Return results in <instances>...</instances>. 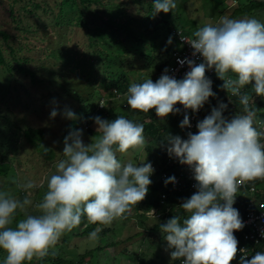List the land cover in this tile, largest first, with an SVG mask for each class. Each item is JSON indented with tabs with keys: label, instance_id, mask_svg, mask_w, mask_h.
Segmentation results:
<instances>
[{
	"label": "clouds",
	"instance_id": "clouds-1",
	"mask_svg": "<svg viewBox=\"0 0 264 264\" xmlns=\"http://www.w3.org/2000/svg\"><path fill=\"white\" fill-rule=\"evenodd\" d=\"M151 6L154 16L175 8L176 0H151ZM180 39L189 44L192 55L199 54L200 62L178 58L188 66L181 78L164 69L155 81L130 82L123 93L128 109L142 113L153 109L157 117H165L179 110L174 106L179 102L195 112L215 95L212 81L204 75L211 69L222 81L218 87L238 98L241 112L225 118L221 113L226 105L218 102L196 122L194 133H187L186 138L181 133L183 139L172 134L164 138L166 154L189 166L196 189L181 199L180 211L159 223L165 248L171 249V258H181L180 264H264V250L253 252L247 246L248 253L243 248L241 255L237 252L233 230L243 227V213H238L243 206H236L238 210L232 206L240 184L264 177V145L259 139L264 130L254 126L255 109L249 106L252 97L242 90L250 84L251 93L264 98V22L255 17L221 16ZM170 42L171 36L166 40ZM55 115L53 108L49 116ZM63 115L73 118L75 114L66 109ZM92 120L98 136L84 143L80 129L70 131L63 138L62 156L54 162V169L49 168L38 185L31 179L17 184L26 190L45 189L32 204L35 214L25 212L17 219V210L23 212L31 203V193L21 200L0 188V264L44 257L62 232L80 223L82 215L97 225L88 233V239L94 241L99 225L123 218L148 191L151 161L145 162V156L139 164L117 158V153L130 147L144 146L143 124L124 115L114 119L97 115ZM255 123L264 126V121ZM188 125L185 112L178 126ZM174 179L169 175L164 183ZM260 235L264 237V230ZM238 240L244 241L241 235Z\"/></svg>",
	"mask_w": 264,
	"mask_h": 264
},
{
	"label": "rangeland",
	"instance_id": "rangeland-1",
	"mask_svg": "<svg viewBox=\"0 0 264 264\" xmlns=\"http://www.w3.org/2000/svg\"><path fill=\"white\" fill-rule=\"evenodd\" d=\"M62 1H65V3L61 6L60 3ZM66 1L0 0V31L4 33V36L6 35V38H4L0 34V51L3 56V62L0 63V92L7 93L9 98L17 94L20 97L19 102L30 101L34 107L40 109L34 113H26V115L21 112L22 106L18 105L14 108L11 101L5 103L10 110L18 113L14 121H18L20 115H24L30 126L45 130L44 144L56 154L51 163L43 160L39 152L23 141L22 133L16 135L15 150H6L3 153V147L0 146V156L5 155L2 163L10 167L6 175L0 176V188L7 190L15 197L21 194L23 190V188L17 186L18 183L31 179L38 185L40 178L45 175L48 169H54V165L51 166V164L61 158L62 154L60 152L63 148V142L60 140L61 132L66 126L65 124L68 123L67 120L70 119L63 115L64 110L70 109L75 114L73 118L79 121L80 126L83 125V128L88 127V131L80 129L81 139L84 143H89L99 135V133L95 132L96 125L93 120L88 121L90 115H87L84 111L78 113V104L60 94L57 90L77 88L78 92L83 97H86V94L94 88L100 93V98L91 101V103L96 104V108L103 109L107 103L106 94L109 91L105 82H109L106 80H109L111 73L116 72L118 68L117 66L116 68L108 67V64L104 65V62L108 61V58L112 56L115 57L118 54L115 49H118L122 51L121 53L128 55V60L134 62L135 67L131 70H139L141 66V70H143L145 64L143 58L145 57L140 53L144 48L150 47L148 41H141L133 50L120 44L113 45V42L108 45L106 41L109 42L110 39L108 38L112 37L111 30L100 23L95 25L94 22L89 23L87 28L83 27L80 25L81 18L75 12V0ZM102 1L106 6L118 8L120 11L125 10L129 16H135L137 20L144 18L143 14L145 11L152 8L151 0H136L139 3H133L132 0ZM213 7L222 11V15L214 14L212 11ZM235 7V0H176L175 8L169 12H158L154 16L148 17L146 22L148 25H155L159 24L161 17H166L172 20L171 26L173 27L171 29L178 28V25H181V29L187 34L185 36H190L197 27L202 26L204 23H215L221 16L230 17ZM59 9H69V11L64 10L60 14H55ZM149 12L151 13L150 10ZM111 17L113 20L122 23H128L130 19L116 13ZM246 17H255L264 22V12L262 11ZM71 18H74V22L69 25L71 20H73ZM94 26L102 28L96 29L92 35L91 28ZM136 28L139 30L141 26L138 25ZM163 31L164 29L158 25L154 30L156 32L154 36H157L160 40L162 39L165 46L172 45L174 38L171 37V42L166 43L169 36ZM88 36H91V41ZM170 36H172L171 31ZM118 38L123 40L126 36L118 34ZM94 41V50L106 55L105 61L100 59V57L92 56L94 50L91 48V44ZM177 46L178 44H175V48ZM177 50H179V47ZM22 69L28 71L36 70L38 72H35L36 80L43 81L31 82L27 78H22L19 75ZM135 75L134 77L133 74L130 75L133 77L132 82L139 81ZM12 78H15L17 85L13 83ZM48 82H51L54 87L61 83L63 87L56 90L48 86L47 84H50ZM12 86H15V88L13 89ZM10 88L11 93L9 92ZM71 96L75 98L73 94ZM260 100L264 101V98ZM258 103L257 97L249 100V105H255V109L258 107ZM100 104H103V106ZM53 108L56 109V115L50 117L49 112ZM99 116L103 119H114L113 117L110 118L107 112ZM15 124V122L12 123L14 130H16ZM261 126L256 124L258 130H264L261 129ZM4 133H0V141L7 139V134L4 135ZM3 135L5 139L2 140ZM261 138L259 139L264 145V136ZM142 149L143 147L139 146L130 147L124 153H117V158L122 162L131 160L133 163L137 162L139 164L140 161L138 160L143 159ZM147 161L149 160L145 158V162ZM152 168L153 172L158 170L154 165H152ZM246 192L249 191L237 189L233 202L236 206L239 205V198ZM33 194L29 195L31 203L25 206L24 211L32 209V204L37 202H33L31 198ZM251 195L250 193L245 194L246 197ZM142 215L147 219L144 220ZM157 216L155 208L143 213V211L138 212L131 206L123 218H114L109 224L100 225L99 230L109 228V231L102 234L101 240L95 239L94 241L88 239V237L78 235L86 222V219H83L71 229L70 237L64 247L58 248L53 245L50 248L53 250L60 249L63 258L75 259L80 252L101 245L100 248L102 249L94 255L93 264H137L136 256L141 255V252L145 254L146 258L156 257L157 264H167L166 260L170 257L168 253L171 249L165 248L166 241H164L163 237L158 234L153 239H149L145 234L136 235L133 239L127 237L144 230L142 227L146 230V228L155 224L158 221ZM141 221L144 222V225L140 224ZM116 240L124 241V244L117 247L107 246V244L110 245ZM59 241L60 238L57 239L55 244H59Z\"/></svg>",
	"mask_w": 264,
	"mask_h": 264
},
{
	"label": "trees",
	"instance_id": "trees-1",
	"mask_svg": "<svg viewBox=\"0 0 264 264\" xmlns=\"http://www.w3.org/2000/svg\"><path fill=\"white\" fill-rule=\"evenodd\" d=\"M68 1L69 0H67L66 2ZM132 2L139 3L136 0H132ZM235 2H236V7L230 14L231 18L246 17L250 14H254L259 11L264 12V0L262 1L235 0ZM63 3H65V1H62L60 5L62 6ZM74 5L76 8L75 12L81 18L80 25L87 28V25L89 23L94 22L95 25H98V23H100L105 28H109L111 30L112 37L108 38L110 39L109 42L106 41L108 45H110L113 42V45L120 44L122 46L128 47L129 49L133 50L136 46H138L139 43H141V41H148V43L150 44V47L148 46L147 48H144L140 53L145 57L143 58L145 60L144 69H143L145 70V72L141 70L142 66L141 68H139V70L136 71L135 69L131 70L132 68L135 67L134 62H132V60H128V55L121 53L122 51L118 49H115L116 50L115 52L118 53L115 57L112 56L108 58V61H105L106 55H102L101 52L94 50L95 41L93 42V44H91V48L94 50V54L91 52L92 56H95L97 58L100 57V59H103L105 61L104 65L108 64V67L111 68H116V66L118 67L116 72L111 73V77L109 78V80H106L109 82H105L109 91L106 94L107 103L103 109H98L96 108V104L94 105L93 103H91V101L100 98L99 97L100 93L94 88L90 92H88L87 90L88 94H86V97H83L82 94L78 92L77 88H72V89L66 88L64 90H57L63 87L61 83H59L55 87L51 82H48L51 85L50 84L47 85L53 87V89H56L60 94H63L64 96L70 98L73 102L77 103L78 113L84 111L87 115H90L88 121H90L93 116H97V115L99 116L107 112L110 118L111 117L115 118L116 115H124L129 119H133L134 121L141 122L143 124V135L145 138V145L143 146L142 149L143 157L145 156V158L151 161V166L156 165L158 170L156 172L153 171L151 172L149 177L151 183L147 185L148 191L140 201H138L136 204L133 205V207L138 212L143 211V213L144 211L150 210L151 208H155L156 214L158 215L157 216L158 221L152 226L146 228V230L144 227H142L144 230L136 233L135 235L127 236V237L133 239L134 236L136 235L138 236L140 234H145L146 236H148L149 239H153L154 237L157 236V234L163 237V234L159 231L158 228L159 223L165 222L173 214L180 211L177 205L181 202L182 198H187L186 196L180 195L177 191H170L171 181L168 182L167 184H165L162 181L161 177L164 172L167 173L168 176L174 173L178 174L180 172H183L184 174L185 172V169L183 168L175 169L176 166L174 164H178L179 162L175 158L169 157L166 154L165 147L167 141L164 138L166 137L167 134L179 135L182 138L181 133L183 132V130L181 129V127L178 126L179 121L183 118L185 112H187L189 118L193 111L191 109H184L179 104V102H177L174 105L179 110L176 113L170 112L165 117H157L153 109H149L147 113H142L137 110H129L125 98L123 96V93L126 91L128 84L132 82L131 80L135 74H137L135 75V77L139 80L138 82H141L143 79L146 78H150L151 80L155 81L159 77V74L162 73V70L167 69L166 66L173 65L174 64L173 54L175 50H177L178 47H180L176 32L179 31L180 35H187V34H185L184 33L185 31L181 29V25H178V28H173L174 30L171 29L173 27L171 26L172 20L171 19L169 20L166 17H161L159 24L148 25L146 19L150 16L151 17L153 16L149 12V10L151 11V9L145 11V13L143 14V16H145L144 18H142L141 20H137L135 16H129V14H127L125 10L120 11L118 8H113L111 6L104 5V2L102 0H75ZM123 6L124 4L122 5V8ZM213 8L214 9L212 11L214 14L216 13L218 15H222L223 13L222 11L218 10L215 7ZM64 10L59 9V11L55 14H60ZM65 11H69V9ZM110 11L112 12L110 13ZM115 13L123 17H129L130 18L129 22L122 23L120 21L113 20L111 16H114ZM71 19L73 20H71L69 25L74 22V18ZM138 25L141 26L139 30L138 28H136V26ZM158 25H160L162 29H164L163 32L166 33L168 36H170V31H171V35H172L171 37L174 38L172 41L173 42L172 45L165 46L162 39L160 40L158 39L157 36L156 37L154 36V34L156 33L154 32V30L158 27ZM98 28H102V27L94 26L91 28L92 35ZM0 34L4 38H6V35L4 36V33L2 31H0ZM118 34L121 35L124 34L126 38L120 40L118 38ZM88 39L91 41L92 40L91 36H88ZM175 44H178L177 48H175ZM2 62H3V56L0 51V63ZM35 72L38 73L36 70L28 71L22 69L19 75H21L22 78L29 79L31 82L43 81V80H36ZM168 72L169 71L167 70V73ZM131 74H133V77L130 76ZM209 79L212 81L211 88L212 91L215 93V95L209 96L208 100L200 107V112L196 116V121L201 120L205 115H207L210 112L211 108L218 106V102H222L226 105L224 109L228 114V118L233 116L235 113L241 112V106L239 105L238 98L237 97L233 98L223 88L218 87V85H220L222 81L216 77L215 73ZM13 83L16 84L15 78L13 79ZM12 88L14 89L15 86H12ZM243 90L247 91L252 98L253 97L258 98L259 108L257 107V109H255V105L253 106L249 105L251 108L255 109L254 121L255 120L264 121V101L260 100L262 97L251 93L250 84L245 85ZM9 92L11 93V88ZM71 94H73L76 99L73 98ZM19 99L20 97H18L17 94L9 98L7 93L4 94L0 92V133L3 134V132H5L4 135L7 134V139L5 141H0V146L3 147L2 152L4 153L6 152V150H15L16 147L15 143L17 142L16 135L18 133H22L23 141L28 143L31 147H33L34 150L39 152L42 155L43 160L51 163L52 160L55 158L56 154L53 150H51L44 144L45 130L30 126V124L26 121L24 115H20V119L18 121H14L18 113L13 112L5 105V103H8V101H11L14 108L20 105L22 106L21 112L23 114L29 112L34 113L40 110L39 108L34 107L30 103V101L21 103L19 102ZM85 119L87 120V118ZM67 121L68 123L65 124L66 126H64L63 131L61 132V138H60L61 142H63V138L70 131H75L76 129H81V128L85 131H88V127L83 128L82 127L83 125L80 126V123L79 121L76 120V118H70ZM13 122L16 123L15 124L16 130H14L12 127ZM254 126L256 127L255 122H254ZM4 135L1 138L2 140L5 139ZM260 139L262 138L260 137ZM4 156L5 155L0 156V176L6 175L9 172V168H10L2 163L5 159ZM53 165L54 164H51V166ZM174 169L175 171H173ZM185 174H187V172H185ZM186 180H187L186 177L182 179L183 182L182 191H187ZM44 190L45 189L41 186H36L31 190L23 189L21 191V194L17 195V198L22 200L25 197V194L26 193L28 194L30 192L31 194L34 193L31 196L33 202L34 201L38 202ZM243 190L246 191L248 189L244 188ZM161 193H166V197L164 199L160 198ZM246 193H250V192H246ZM245 194H243L238 200V204L243 206L242 212H244L247 207H250L251 205L259 202L256 195H254L252 198L248 200V197H246ZM232 206L237 209L234 203ZM36 211L37 210H35L34 208L23 212L17 210L16 218L17 219L21 218L25 212L35 214ZM238 213H240V210H238ZM181 214L183 215V213ZM142 217H144V220L147 219L144 215H142ZM83 219H86V217L82 215L80 220ZM143 221H141L140 223L141 225H144ZM96 226H97L96 224L89 223L86 219L82 231L78 235L83 237H88V233ZM70 231L71 229L62 232L61 235L58 237L60 238L59 244L57 245L54 244V246L58 248L64 247L65 243L70 237L69 236ZM106 231H109V228L99 230L96 239L101 240L102 234L105 233ZM246 243H248L246 246L254 248L253 252L257 250H264V237L262 236L256 237L255 241L253 242L246 241ZM123 244L124 241L122 242L116 240L110 245L107 244V246L117 247L118 245L122 246ZM100 246L101 245H98L94 248H89L84 250L83 252H80V254L75 259L63 258L61 256L60 249L53 250L50 248L49 254L45 255L44 257L37 258L34 256L31 260L23 261L22 264H93L94 255L96 254V252L102 249L100 248ZM158 246L161 247L160 244H158ZM141 253H142L141 255L136 256L137 264H157L158 261L156 257L146 258L145 254H143V252ZM2 257H3V252H0V258ZM180 259L181 258L169 257L167 258L166 263L180 264ZM234 260L235 259H233V261Z\"/></svg>",
	"mask_w": 264,
	"mask_h": 264
},
{
	"label": "built area",
	"instance_id": "built-area-1",
	"mask_svg": "<svg viewBox=\"0 0 264 264\" xmlns=\"http://www.w3.org/2000/svg\"><path fill=\"white\" fill-rule=\"evenodd\" d=\"M178 42L180 44L179 50H176L174 52V64L171 66H166L167 70L169 71L168 74L175 76L176 78H180L183 76V74L188 70L187 64L179 63V60H183L184 58H188L193 60L194 63H198L201 60V57L197 53L196 55H192V50L189 46V44L186 41H183L180 39V37H186L185 35H180V32H176ZM161 74H159L160 76ZM204 75L208 78H211L214 75V72L211 69H206ZM230 95V94H229ZM231 96V95H230ZM233 98L235 96H232ZM200 112V108H198L195 112H192V114L189 117V125L181 128L183 130L184 138L187 137V133L189 132H195L197 129L195 128L196 124V116ZM222 116L225 118H228L227 112L225 109L222 110ZM260 125V124H258ZM261 126V125H260ZM261 129H264V126H261ZM261 144L262 141L260 140ZM263 145V144H262ZM176 166L175 169L183 168L185 169V172L187 174H183V172H180L178 174L174 173L171 176H173L174 182H171L170 191H177L182 196H190L196 189L194 188L195 181L192 178L191 169L188 165L183 163L174 164ZM175 169L173 171H175ZM155 172V170H154ZM168 177L167 173L162 174V181L164 182L165 178ZM186 177V183H187V191H182L183 189V182L182 179ZM248 189V191L254 196L256 195L259 202L255 203L254 205L247 207L244 212H241L242 209L239 207L240 214L243 213V215H240L242 221H243V227L239 230H233V234L237 239V252L241 255L240 249L243 248L245 252L248 253L247 246L244 243V241L253 242L255 241V238L260 235V232L264 230V177H255L251 180L245 181L242 184L238 186L237 189ZM166 197V193H161V199H164ZM257 207V209H256ZM243 237V242L238 240V236L240 235ZM249 255V254H248ZM248 255L245 256V258L248 257Z\"/></svg>",
	"mask_w": 264,
	"mask_h": 264
},
{
	"label": "bare ground",
	"instance_id": "bare-ground-1",
	"mask_svg": "<svg viewBox=\"0 0 264 264\" xmlns=\"http://www.w3.org/2000/svg\"><path fill=\"white\" fill-rule=\"evenodd\" d=\"M103 100V99H102ZM204 109V108H203Z\"/></svg>",
	"mask_w": 264,
	"mask_h": 264
}]
</instances>
